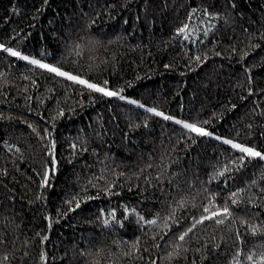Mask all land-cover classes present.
<instances>
[{
    "label": "trees",
    "instance_id": "trees-1",
    "mask_svg": "<svg viewBox=\"0 0 264 264\" xmlns=\"http://www.w3.org/2000/svg\"><path fill=\"white\" fill-rule=\"evenodd\" d=\"M0 45L144 105L0 50V264L264 252V161L222 143L264 153V0H0ZM210 199L231 215L192 228Z\"/></svg>",
    "mask_w": 264,
    "mask_h": 264
},
{
    "label": "snow or ice",
    "instance_id": "snow-or-ice-1",
    "mask_svg": "<svg viewBox=\"0 0 264 264\" xmlns=\"http://www.w3.org/2000/svg\"><path fill=\"white\" fill-rule=\"evenodd\" d=\"M186 27L187 26H185V28ZM185 28H181V29H179V31L184 32ZM0 50H3L4 52L8 53L9 55L14 56V57H18L22 60H29V57L23 56L20 52L14 50L12 48L5 47L4 45H0ZM197 60H199V57H197ZM30 63L33 65H37L38 67H40L42 69H45L49 73L55 74V76L63 77V78H65V79H67V80H69L75 84L81 85L83 88L87 89L90 93L95 92V93H100L101 95H103L105 97H114L115 96V97H119V99H121V100L125 99V97L121 96L119 94V92L110 91L107 89L106 86L108 84V81H104L103 85H101V84L90 82L89 80L84 79L78 75H73L71 73L63 71L59 67H55L53 65L42 63L40 60H37V59H31ZM128 103L137 104L139 107H144V105L139 104L138 101H135V100H128ZM147 112L153 113L156 116H160L166 121H174L176 124L181 125L183 129L188 130V132L195 133L198 136L211 137L213 135L211 132L207 131L205 128H203L201 126H198L197 124L175 119L174 117L165 115L164 113L159 112L154 108H148ZM204 123H208V121H205ZM215 139L221 140L222 138L217 136V137H215ZM222 143H224L226 145H230L232 149H235L242 154L238 158L241 165L245 162L246 159L251 160V159L259 158L261 161H264V153H261L260 151H257L256 149H254L252 147H248V146H245V145H242L239 143H235L230 139H222ZM52 147L53 148L55 147L54 143H53ZM53 163H55L54 160H53ZM232 163L236 164V161H233ZM230 170L231 169L229 167L225 166L223 171L218 172L217 175H224L225 172L230 171ZM47 179H48V174H47V172H45L43 184H47ZM237 195H238V193L233 192L231 194V196L229 197V199H231L233 204L238 203V200L236 199ZM77 207H79V204H77ZM204 212L208 213V215H204L199 220L195 221L192 225V228H194L196 226V224H198V223H203L205 220H214V222L216 224H223L225 222V219L231 215L230 209L227 205L223 206L222 208L217 207L211 199L209 200V205L204 207ZM241 222L244 223V221H241ZM107 223L108 222L105 221V224H107ZM149 223L155 224L156 221L155 220L149 221ZM165 226H167V225H165ZM192 228H189L186 232H184L182 235H180L179 239L181 241H183L185 236L188 234V232L192 231ZM250 231L252 232L253 235H255L258 232L264 231V228L257 227L255 225H251ZM44 239H47V237H45ZM237 256H239V253H237ZM7 259H8V257L5 256L4 260H7ZM246 259L249 262V264H264V252L259 253L258 257L256 256V254H250L247 256ZM235 264H239V261L237 260L235 262Z\"/></svg>",
    "mask_w": 264,
    "mask_h": 264
},
{
    "label": "rangeland",
    "instance_id": "rangeland-1",
    "mask_svg": "<svg viewBox=\"0 0 264 264\" xmlns=\"http://www.w3.org/2000/svg\"><path fill=\"white\" fill-rule=\"evenodd\" d=\"M30 60H31V59H29V60H25V61H29V62H30ZM117 98H119V97H117ZM124 100L128 102V99L125 98ZM134 105H136V104H134Z\"/></svg>",
    "mask_w": 264,
    "mask_h": 264
}]
</instances>
